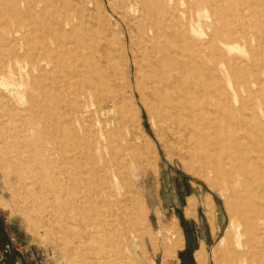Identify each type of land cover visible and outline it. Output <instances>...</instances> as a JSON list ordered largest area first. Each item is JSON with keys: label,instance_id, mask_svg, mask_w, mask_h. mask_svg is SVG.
Listing matches in <instances>:
<instances>
[{"label": "bare ground", "instance_id": "6f19581e", "mask_svg": "<svg viewBox=\"0 0 264 264\" xmlns=\"http://www.w3.org/2000/svg\"><path fill=\"white\" fill-rule=\"evenodd\" d=\"M8 1L14 12L12 18H29L30 26L27 24L28 31L18 38L21 43L11 46L12 66L6 70L19 68L26 74L31 90L39 92L36 96L29 91L23 101V113L30 114L28 125L10 132L18 140L11 151V170L25 179L32 191L39 187L42 194L51 193L49 201L65 209L70 218L77 219L75 215L80 213L84 223L88 222V189L73 175L71 150L76 131L67 127L59 115L63 107L61 89L65 88L57 77L47 76L44 62L49 57L73 60L74 67L69 66L73 69H68L66 76L81 85L76 94L79 98L74 95V102L82 108L78 113L81 122H87L84 108L88 107V173H106L105 180L109 181L110 175L119 173V150L131 149L129 141L124 146V126L128 123L122 124L123 132L114 136L105 119L106 110L117 105L112 88L114 48L108 36L86 31L90 25L87 16H93L90 0L77 6L73 16H68V6L57 0ZM192 1L204 4L207 20L203 26L210 32L197 27L200 14L191 10ZM116 11L130 37L128 44L126 28L120 22L123 35L119 51L127 67L124 75L129 83L135 74L140 76L136 90L140 92L141 85L147 91L145 106L154 115L162 140L187 167L210 171L231 192L232 201L227 207L231 231L220 237L214 263L264 264V0H119ZM34 34L41 43L38 57L32 52ZM194 34L203 45H197ZM12 38L16 41L15 35ZM87 43L88 57L79 53ZM235 49L240 52L235 54ZM87 65L88 77H83L82 67ZM238 70L243 72L235 80ZM223 74L235 80L231 91L219 83ZM141 101L144 103L142 95ZM93 116H99L95 125ZM7 134L5 128H0V140ZM132 145L139 147L134 159H143V147ZM112 184L121 190L120 183L114 180ZM79 189L81 192L76 191ZM114 191L116 196L118 191ZM147 215L143 210L142 216ZM197 256L200 264H209L208 253L201 251Z\"/></svg>", "mask_w": 264, "mask_h": 264}, {"label": "rangeland", "instance_id": "374dc122", "mask_svg": "<svg viewBox=\"0 0 264 264\" xmlns=\"http://www.w3.org/2000/svg\"><path fill=\"white\" fill-rule=\"evenodd\" d=\"M57 1L60 5L68 6L67 14L73 16L76 13V7L83 5L84 0ZM90 7H93V16L86 14L87 24L90 21V25H86L87 33L89 31L100 34V36H108L114 48L115 69L112 88L114 96H117L115 97L117 105L106 110L105 119L108 129L114 136L123 132L122 124L128 123L127 127L124 126L127 139L124 146L127 147L129 141L131 149H126L124 152L119 150L122 154L118 160L119 173L110 175L109 181L105 180L106 173L100 171L88 173V107L84 108L87 122H81L78 113H81L82 108L74 102V95L79 93L81 85L79 82L70 81L69 75L66 76V72L69 73L68 69L74 67L73 60H68L66 56L60 58L59 61L49 57L47 62H44L47 65V76L57 77L61 86L65 88L61 89L63 107L59 110L60 118L62 117L65 125L71 127L76 133L75 127H77L78 134H81L78 136L75 133L71 154L73 175L78 181L84 182L88 189V222L84 223L83 218L85 217L82 214L77 213L75 215L77 219L70 218L65 209L60 210L57 208L58 204L49 201L52 199L51 193L43 192L42 194L39 187L32 191V186L25 179L18 177L13 169L11 170L10 158L14 157L11 151L14 145L18 144V140L13 139L10 132L12 128L18 129L21 125H28L30 114L27 111L23 113L25 108L23 101L26 100L29 91L36 96L39 92L37 89L31 90L26 74L19 68L6 70L8 65L12 66L11 46L21 43L18 38L21 33L28 31L30 19L12 18L14 12L10 8V2L0 0V126H3L0 128H5L8 132L1 139L4 143L0 140L2 151H0V264L3 262L6 264H173V260H177L178 264H200L197 255L201 251L209 254V264H215L214 257L220 237L222 238L231 231V218L227 208L232 201L231 192L224 186L223 181L218 180L210 171L192 170L186 166L184 161L174 156L169 145L162 140L154 115L149 107L145 106L146 90L141 85L140 92L136 90V81L141 79L135 74L134 66L133 75L136 76H133V80L129 83L125 77L127 67L119 51L120 36L123 35L120 22L126 28L128 44L130 37L126 24L116 11L119 7V0H90ZM191 8V10L199 11L200 14L197 27L210 32L209 28L203 26V22L207 20L204 4L192 1ZM100 28L104 31L103 33ZM13 35L16 36V41L13 40ZM194 37L198 39L196 40L197 45H203L199 42L201 39L199 36L194 34ZM31 38L32 52L38 57L41 43L37 35L34 34ZM52 47H54L53 43ZM203 49L204 47H202V53L205 51ZM94 52L98 54L96 48ZM239 52L238 49L234 50L235 54ZM79 53L88 57V43L84 49L82 47L79 50ZM4 64H7L6 68ZM241 71L238 70L234 74L235 80L243 72ZM81 72L83 77H88V65L82 67ZM219 78V83H223L231 91L234 78L233 81L232 77L229 79L224 74ZM133 90H136V96L133 95ZM141 95L144 103L141 101ZM76 96L79 98L78 95ZM81 101H85V97H81ZM92 120L94 125L97 124L99 116H93ZM130 141L143 147V159L138 161L134 159L133 155H138L139 147L136 148ZM149 141L151 145L147 143ZM4 149L8 150V153H4ZM76 149L80 152L78 153ZM211 176L214 177L213 180ZM216 179L217 183L214 182ZM114 180L121 184V190L119 186L116 188L113 186ZM115 189L118 191L116 196L114 195ZM76 191L81 192V189ZM189 196L196 198L207 196L215 203V209L223 214V229L220 236L209 247V250L203 247L193 258L189 255L185 256V253L182 256L178 254L184 239L181 230L189 234L190 229L194 227L192 226L193 217L196 213L202 217V209L195 198L190 199V205L186 202ZM117 199L121 202L118 203ZM188 208L190 209L187 214ZM215 209L208 204L205 211L213 225L216 223ZM143 210L148 214L146 217L142 216ZM141 235H143L142 240L139 238Z\"/></svg>", "mask_w": 264, "mask_h": 264}, {"label": "crops", "instance_id": "0c3cea01", "mask_svg": "<svg viewBox=\"0 0 264 264\" xmlns=\"http://www.w3.org/2000/svg\"><path fill=\"white\" fill-rule=\"evenodd\" d=\"M192 198H195L196 202L197 201L199 202L198 204L200 208L202 209V217H200V215L196 213V216L193 217L194 223L192 226L194 227L190 229L189 234L188 232L186 233L185 231L183 233V231L181 230V233L184 239H183V245L178 251V254L182 256V253L184 252L185 256L189 255V257L193 258L196 256V253L199 250H201L203 247L209 250V247H211L215 243L216 239L220 236L222 229H223V214L221 213V211H217L215 209L216 208L215 203L207 196L200 197V198H196L195 196H189L186 201L188 202L189 205H190L189 203L190 199ZM208 204L212 208L214 207V209L216 210L215 225L210 223V220L208 216L206 215L207 213L205 211H206ZM189 209L190 208L187 209V214H188ZM204 214L206 215L207 218L205 217ZM173 264H178L177 260H173Z\"/></svg>", "mask_w": 264, "mask_h": 264}, {"label": "flooded vegetation", "instance_id": "af4514ba", "mask_svg": "<svg viewBox=\"0 0 264 264\" xmlns=\"http://www.w3.org/2000/svg\"><path fill=\"white\" fill-rule=\"evenodd\" d=\"M3 264H6V263L3 262Z\"/></svg>", "mask_w": 264, "mask_h": 264}]
</instances>
